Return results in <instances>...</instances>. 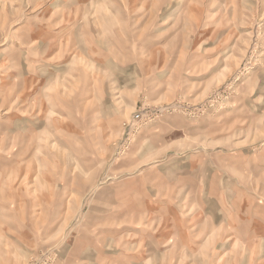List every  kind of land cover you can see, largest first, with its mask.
<instances>
[{"label": "rangeland", "instance_id": "obj_1", "mask_svg": "<svg viewBox=\"0 0 264 264\" xmlns=\"http://www.w3.org/2000/svg\"><path fill=\"white\" fill-rule=\"evenodd\" d=\"M0 264H264V0H0Z\"/></svg>", "mask_w": 264, "mask_h": 264}, {"label": "built area", "instance_id": "obj_2", "mask_svg": "<svg viewBox=\"0 0 264 264\" xmlns=\"http://www.w3.org/2000/svg\"><path fill=\"white\" fill-rule=\"evenodd\" d=\"M134 120H136V121L140 120V114L139 113L134 115Z\"/></svg>", "mask_w": 264, "mask_h": 264}]
</instances>
